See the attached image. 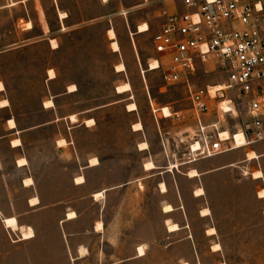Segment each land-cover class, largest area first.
Masks as SVG:
<instances>
[{
	"label": "rangeland",
	"instance_id": "obj_1",
	"mask_svg": "<svg viewBox=\"0 0 264 264\" xmlns=\"http://www.w3.org/2000/svg\"><path fill=\"white\" fill-rule=\"evenodd\" d=\"M167 1H174L177 9L181 8L180 0ZM45 3L48 4V10L43 16L55 33L56 13L50 0H45ZM124 3L130 8L136 7L140 2L124 0ZM66 4L72 9V0H66ZM155 5L161 8L165 6L163 0ZM151 8H135L132 12L128 11L127 18L136 21L149 16L158 26L161 18L154 16ZM81 16L71 14L67 29L55 36L60 41V49L48 52L49 63L58 69L61 83L74 84L80 90L76 97L64 99L66 105L77 102L80 110L108 105L96 112L97 126L91 129L81 128L76 132V147L84 158L96 155L102 162L109 161L108 165H113L118 171L122 168V173L113 175V184L144 178L140 183L127 187L133 193L129 201L126 192L123 197L117 195L109 199V204L116 208V216L127 217L128 221L116 222L115 232L123 229V237L117 248L113 249L115 259L112 262L108 259L107 262L264 264V219L261 216L264 204L255 200L259 182L252 179V171L249 167L232 168L189 180L186 173L192 165L187 163L198 160L202 163L206 159L191 152V147L197 141L198 130L187 86L165 82V63L160 64L156 71H148L153 60H161V55L153 49L151 35L138 37L136 51L131 46V57L124 59L128 65L127 73H116L115 66L121 58L112 52L105 38L106 25L100 23L85 30L73 31L72 25L77 24L76 19ZM34 19H37L35 14ZM45 55L43 50V64ZM226 81L225 73L208 67L207 70H199L193 84L197 90L222 86ZM124 83L131 84L132 92L117 96L116 88ZM131 95L133 101L129 100ZM230 99L234 104H230L234 109L233 113L223 112L221 104L225 100L209 101V112L203 119H209L211 124H218V131L212 128L208 130L212 135L217 132H227L229 136L240 134L251 123L247 103L232 95L227 100ZM129 103L137 104V113L126 111ZM151 103L158 111V122ZM164 108L169 109L170 118L164 117ZM139 122L143 126V132L137 133L133 131V125ZM143 140L149 142L148 152L137 150L138 144ZM110 160H113L112 164ZM144 163L153 164L155 169L146 172L145 165L143 170ZM254 169L264 171V162L261 165L257 163ZM257 173L259 172L254 175ZM91 180L97 189L108 185L103 172L91 175ZM261 182L264 183V179ZM161 183L165 185L166 192L159 188ZM196 186L205 189V196L196 198L197 191L196 197L194 196ZM65 187L69 188L67 182ZM103 196L104 194L102 197L96 196V199ZM180 204L183 205V210L176 211L174 208ZM168 205L173 208V212L176 211L171 212L175 215V220L183 222L187 229L180 231L177 225L180 232L169 234L166 214L170 213H164ZM89 207L92 213V206ZM205 210L209 211L208 215L203 213ZM209 228L217 231L218 235L208 237L206 231ZM138 246H144L145 255L142 258H136ZM215 246H220V250L216 251Z\"/></svg>",
	"mask_w": 264,
	"mask_h": 264
},
{
	"label": "crops",
	"instance_id": "obj_2",
	"mask_svg": "<svg viewBox=\"0 0 264 264\" xmlns=\"http://www.w3.org/2000/svg\"><path fill=\"white\" fill-rule=\"evenodd\" d=\"M50 1L57 18L55 33L43 16L48 10L45 0H0V264H110L107 260L112 262L115 259L113 249L117 248L123 237V229L115 232V224L127 222L128 218L121 215L117 217L116 208L109 204V199L117 195L123 197L126 192L129 201L133 193L127 187L140 183L144 178L113 184V175L122 173V168L118 171L113 165H108L109 161L102 162L96 155L82 157L76 147V132L81 128L97 126L96 112L108 105L88 110H80L77 102L66 105L64 99L76 97L80 90L74 84L61 83L58 69L49 63L48 52L60 49L56 34L67 29L71 14H80L82 16L76 19L78 23L72 25V30L81 31L96 24H105V38L112 52L121 58L115 71L123 63L126 67L123 73H127L128 65L124 59L131 57V46L136 51L138 37L151 35L154 40L166 23L165 14L182 11L183 5L181 3L178 10L174 1L163 0L165 6L161 8L155 5L160 0H139L136 7L129 8L124 0H72L70 9L66 0ZM135 8H151L154 16H160V24L156 26L155 20L149 16L136 21L127 18L128 11L132 12ZM34 14L37 19H34ZM63 14L67 15L66 18L62 17ZM142 25H147L148 31L140 33ZM110 30L116 34L120 48L118 52H114L111 47L112 40L108 36ZM53 41L57 44L56 48L52 45ZM43 50L46 54L44 64ZM137 58L140 62L138 54ZM153 61L159 65L165 63L162 57L161 60ZM50 72L54 74L53 77ZM125 84L131 86L130 83ZM71 86H75L77 91H70ZM117 89V96L132 92V87L127 93H118ZM129 100L133 101V95ZM46 104H50L49 107ZM129 104L126 105V111L137 113V104L134 103L137 106L135 112L127 110ZM151 106L158 122V111L152 103ZM72 117L76 121H72ZM91 120L95 124L88 126L87 121ZM203 120L206 125H213L209 119ZM136 124L133 125V131L143 132L134 130ZM145 142L149 149L140 151L139 145ZM263 142L233 149L227 152L230 154L204 158L206 161L202 163L199 160L187 163L192 166L186 176L192 181L232 168L249 167L252 179L259 182L255 200L264 204V198L260 197L264 191V183L261 182L264 171L254 169L257 163L261 165L264 162ZM137 150L148 152L149 142L141 141ZM251 153L257 159H249ZM95 159L98 164L92 165L91 161ZM193 170L199 176L189 178L188 174ZM101 172L108 185L97 189L91 175ZM256 172H261L263 177L254 178ZM79 178L83 179L80 183L77 181ZM66 182L68 189L65 187ZM198 189H203L205 196L202 186H196L194 196ZM99 193L104 196L96 199ZM87 206H92V213ZM174 209L182 211L183 205ZM71 213H75L76 217L69 219ZM173 213L166 214V226L169 222L178 225L180 231L187 229V225L175 220ZM261 216L264 219V208ZM184 220L187 223L186 217ZM99 223L103 225L102 231L97 230ZM208 230V237L218 235L216 231L214 236H210ZM139 247L144 246H138L136 252ZM136 258L142 257H138L137 253ZM112 264H123V261Z\"/></svg>",
	"mask_w": 264,
	"mask_h": 264
},
{
	"label": "built area",
	"instance_id": "obj_3",
	"mask_svg": "<svg viewBox=\"0 0 264 264\" xmlns=\"http://www.w3.org/2000/svg\"><path fill=\"white\" fill-rule=\"evenodd\" d=\"M180 1L183 10L165 14L166 23L153 43L165 60V82L181 83L189 90L200 144L196 156L211 158L234 149L232 140L208 131H218V124L206 125L203 120L209 101L227 100L229 95L247 103L251 123L241 133L246 146L263 142L264 0ZM208 67L227 75L223 90L194 89L193 79ZM228 101L234 106L232 99ZM232 136L235 140L237 134Z\"/></svg>",
	"mask_w": 264,
	"mask_h": 264
},
{
	"label": "bare ground",
	"instance_id": "obj_4",
	"mask_svg": "<svg viewBox=\"0 0 264 264\" xmlns=\"http://www.w3.org/2000/svg\"><path fill=\"white\" fill-rule=\"evenodd\" d=\"M66 16H67L66 14H63L62 17L66 18ZM30 26H31V25H30ZM30 26L28 25V27H30ZM148 29H149V28H148L147 25H142V26L139 28V31H140V33H143V32L148 31ZM108 36H109V38L112 40V46H111V47H112L113 51H114V52H118V51L120 50V48H119L118 42L116 41V34H115L114 30H110V31L108 32ZM52 45H53V47H55V48L57 47V44H56L54 41L52 42ZM149 68H150L149 71H155V70H157V69L160 68V65H159V63H158L157 61H154V62H152V63L150 64ZM116 71H117L118 73H123V72H125V71H126V67H125V65H124L123 63L119 64V65L116 67ZM50 76L53 77L54 74H53L52 72H50ZM211 89H212V91H221V90H223L224 88H223V85H222V86H217V87H211ZM69 90H70V91H75V90H76V87H75V86H71V87L69 88ZM76 91H77V90H76ZM129 91H131V86H130L129 84H125V85H123V86H121V87H119V88L117 89V92H118V93H127V92H129ZM49 103H50V102H49ZM50 104H51V103H50ZM50 104H46V105L49 107ZM221 105H222V110H223L224 113H233L234 109L230 106V103H229L228 100H225L224 102H222ZM51 106H52V105H51ZM127 110H128L129 112H135V111L137 110V106H136V104H130V105H128V106H127ZM163 114H164V117H165V118H169V117L171 116V114H170L168 108H164V109H163ZM72 121H76V119H75L74 117H72ZM94 124H95V123H94L93 120H91V121H87V125H88V126H92V125H94ZM142 129H143V127H142V125H141L140 123H138V124H136V125L134 126V130H135V131H141ZM220 134H221V138H222V139H224V140H232V141H233V145H234V149H235V150L240 149V148H243V147L246 146V141L244 140V138H243V136H242L241 133H240V134H237L235 140L233 139V136H229V134H228L227 132H220ZM16 144H17V143H16ZM59 144H60V142H59ZM17 145H19V144H17ZM199 149H200V144H194V145L192 146V149H191V150H192L193 153H195V152L199 151ZM140 150H141V151H146V150H148V144L143 143V144L140 146ZM249 159H257V157H256V155H255L254 153H252V154H249ZM91 162H92V165H97V164H98V161H97L96 159H95V160H92ZM23 165H24V164H23ZM154 169H155V167H154V165L151 164V163H148V164L145 165V171H146V172H150V171H152V170H154ZM188 176H189V178H196V177L199 176V174H198L197 171H194V170H193V171H191V172L189 173ZM254 177H255V178H262L263 175H262V173L259 172V173L255 174ZM77 181L80 183V182L83 181V179H82V178H79ZM26 182H27V181H26ZM27 185H28V184H27ZM161 188H162L163 192H166V187H165L164 184H162ZM203 194H204V191H203L202 189H199V190H197V192H196V196H197V197H201V196H203ZM102 195H103V193H99V194H97L96 196H97V197H98V196H101V197H102ZM260 197H261V198H264V192H261V193H260ZM33 202H34V201H33ZM34 204H35V203H34ZM173 211H174L173 208H172L171 206H169V205L166 206L165 209H164V213H171V212H173ZM203 213H204L205 215H208V214H209V211H208V210H205V211H203ZM75 217H76V214H75V213H71V214L68 215V218H69V219H71V218H75ZM9 224L14 225L13 222H9ZM167 224H168V230H169V232H176V231L179 230V227H178L177 225H175V224H170L169 222H168ZM15 227H16V226H15ZM15 227H14V229H15ZM97 230H99V231H102V230H103V225H102L101 223H99V224L97 225ZM28 233H29V232H28ZM32 233H33V232H32ZM208 233L212 236V235H215L216 231H215L214 229H211V230H209ZM29 235H31V233H30ZM29 235H26V237H28ZM33 235H34V234H33ZM214 248H215L216 251H219V250H220V246H215ZM138 254H139V257H142V256L145 255V250H144L143 247H139V249H138Z\"/></svg>",
	"mask_w": 264,
	"mask_h": 264
}]
</instances>
